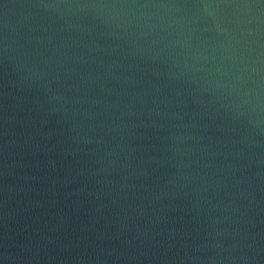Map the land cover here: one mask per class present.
Segmentation results:
<instances>
[{"label":"water","instance_id":"water-1","mask_svg":"<svg viewBox=\"0 0 264 264\" xmlns=\"http://www.w3.org/2000/svg\"><path fill=\"white\" fill-rule=\"evenodd\" d=\"M0 264H264V0H0Z\"/></svg>","mask_w":264,"mask_h":264}]
</instances>
